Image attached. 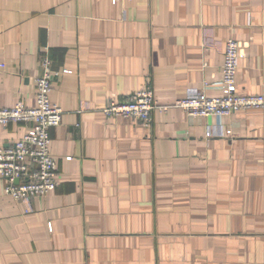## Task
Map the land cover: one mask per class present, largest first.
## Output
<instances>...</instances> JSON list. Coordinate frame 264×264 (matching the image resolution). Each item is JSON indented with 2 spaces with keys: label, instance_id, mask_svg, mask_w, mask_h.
<instances>
[{
  "label": "crops",
  "instance_id": "0c3cea01",
  "mask_svg": "<svg viewBox=\"0 0 264 264\" xmlns=\"http://www.w3.org/2000/svg\"><path fill=\"white\" fill-rule=\"evenodd\" d=\"M230 37L237 93H264V0H0V107L35 105L47 54L63 109L56 188L17 202L0 179V264H264V109L172 105L219 94ZM145 86L169 106L149 126L103 114ZM28 126L0 125V147Z\"/></svg>",
  "mask_w": 264,
  "mask_h": 264
},
{
  "label": "built area",
  "instance_id": "2783aa9c",
  "mask_svg": "<svg viewBox=\"0 0 264 264\" xmlns=\"http://www.w3.org/2000/svg\"><path fill=\"white\" fill-rule=\"evenodd\" d=\"M242 57L238 41L227 38L221 78L212 86L219 94L207 95L205 90L210 85L204 83L202 90L189 91L172 105L181 108L189 117L211 115L218 119L240 110L264 109V93L243 95L236 91V70ZM4 68L5 63L0 61V69ZM71 72L69 69L60 71L63 74ZM54 74L49 56L43 55L40 72L34 79L35 105L28 107L18 101L11 107H0L1 126L10 122L29 125L19 140L0 147V179L4 181V192L17 202L48 195L58 185L57 161L50 151V130L60 124L63 109L50 100ZM168 107L157 101L150 86H145L124 100H108L102 112L106 117L133 118L149 126L151 112L155 109L166 112ZM207 133H215L214 127H208ZM224 134H230V130H225Z\"/></svg>",
  "mask_w": 264,
  "mask_h": 264
}]
</instances>
